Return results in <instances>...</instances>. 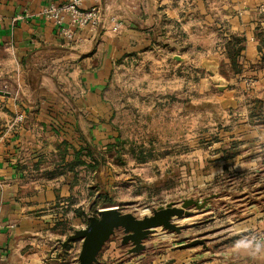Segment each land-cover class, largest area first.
<instances>
[{
  "label": "crops",
  "instance_id": "obj_1",
  "mask_svg": "<svg viewBox=\"0 0 264 264\" xmlns=\"http://www.w3.org/2000/svg\"><path fill=\"white\" fill-rule=\"evenodd\" d=\"M67 1L0 0V264H75L68 258L75 241L66 249L55 242L76 195L68 163L84 128L94 141L112 137L106 89L128 58L157 51L164 62L172 54L206 76L208 101L223 113L213 143L232 151L229 164L211 157L215 173L250 172L262 159L247 154L264 146V0H101L128 27L115 33L105 23L73 41L38 15ZM247 76L256 80L251 89ZM247 220L224 250L179 247L168 264H264V241L251 238L264 228V211L253 226ZM71 221L85 226L80 216ZM116 255L108 242L99 263Z\"/></svg>",
  "mask_w": 264,
  "mask_h": 264
},
{
  "label": "rangeland",
  "instance_id": "obj_2",
  "mask_svg": "<svg viewBox=\"0 0 264 264\" xmlns=\"http://www.w3.org/2000/svg\"><path fill=\"white\" fill-rule=\"evenodd\" d=\"M172 56L163 62L155 51L136 60L128 58L116 67L106 89L113 134L106 142L94 141L89 127L84 128L78 141L83 162L75 166L73 161L68 163L69 170L74 168L69 180L76 195L71 206L62 211V217L68 218L56 230L62 238L74 232V215L86 225L89 214L118 205L142 217L151 214L153 207L171 201L180 204L185 198L210 195L215 196L204 209L193 207L190 217L179 220L188 225L184 232L191 238H207V250L219 252L228 247L240 235L242 220L248 219L250 226L257 223L264 211V146L248 150L247 158L262 156L252 171L215 173L218 159L212 156L219 154L220 162H231L227 156L232 151L220 150L213 143L217 132L213 124L223 113L208 101L206 76L194 65L182 68ZM247 77L254 78L253 85L246 83L251 89L256 80ZM121 235L118 232L108 241L117 255L105 264H168L172 261L168 257L182 247L176 233L158 229L148 240L146 251L126 255ZM74 243L68 258L75 257V264H79L81 241ZM194 247L205 250L202 245Z\"/></svg>",
  "mask_w": 264,
  "mask_h": 264
},
{
  "label": "water",
  "instance_id": "obj_3",
  "mask_svg": "<svg viewBox=\"0 0 264 264\" xmlns=\"http://www.w3.org/2000/svg\"><path fill=\"white\" fill-rule=\"evenodd\" d=\"M215 195L200 198H185L179 204L174 201L152 208V213L142 217L130 211H123L120 206H107L99 209L98 214H89L88 223L74 229L66 239L56 238L63 249L74 241H81L78 254L79 264H97L106 243L121 232L120 243L127 246V255H140L149 248L148 240L158 230L176 233L182 242L179 246L193 247L202 245L207 248L206 237L191 238L184 231L187 224L180 219L190 217L193 207L202 210Z\"/></svg>",
  "mask_w": 264,
  "mask_h": 264
},
{
  "label": "built area",
  "instance_id": "obj_4",
  "mask_svg": "<svg viewBox=\"0 0 264 264\" xmlns=\"http://www.w3.org/2000/svg\"><path fill=\"white\" fill-rule=\"evenodd\" d=\"M92 3L86 5L84 0H69L63 3L50 2L39 12V16L52 22L58 30L59 36L73 41L79 39V33L85 29L95 30L109 23L111 30L115 33L122 32L127 23L124 19L115 14H108L101 6V0H91ZM32 17L33 14H27ZM248 86L253 85L254 78L246 77ZM19 120L24 119V114H19ZM251 238L256 242L264 241V228L256 231Z\"/></svg>",
  "mask_w": 264,
  "mask_h": 264
},
{
  "label": "trees",
  "instance_id": "obj_5",
  "mask_svg": "<svg viewBox=\"0 0 264 264\" xmlns=\"http://www.w3.org/2000/svg\"><path fill=\"white\" fill-rule=\"evenodd\" d=\"M81 149H82V147L74 151V160L71 163L72 166H75L77 163H82L83 162V160L81 158V153H82Z\"/></svg>",
  "mask_w": 264,
  "mask_h": 264
}]
</instances>
